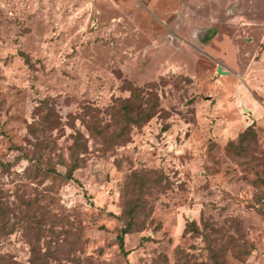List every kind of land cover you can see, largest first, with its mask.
<instances>
[{"label": "rangeland", "instance_id": "374dc122", "mask_svg": "<svg viewBox=\"0 0 264 264\" xmlns=\"http://www.w3.org/2000/svg\"><path fill=\"white\" fill-rule=\"evenodd\" d=\"M0 264H264V0H0Z\"/></svg>", "mask_w": 264, "mask_h": 264}, {"label": "trees", "instance_id": "16d2710c", "mask_svg": "<svg viewBox=\"0 0 264 264\" xmlns=\"http://www.w3.org/2000/svg\"><path fill=\"white\" fill-rule=\"evenodd\" d=\"M142 90L141 87L131 86L130 87V95L125 98L119 106L118 113L120 115L119 119L116 121V128L114 131L109 132V125L103 126V128H99L96 125H92L93 128L101 134L103 140H105L106 144H109L113 139L121 138L128 132L129 124H138L147 118L151 117L158 111V101L157 95L155 92L149 93L151 96V101L147 102L144 106L140 103L135 104L134 99L139 100V92ZM47 121V118H45ZM94 124V123H93ZM163 128L166 129L167 125H163ZM254 133L251 128V125H248L239 135V140L244 139L248 134ZM80 134L77 133L73 140V144L71 146L70 155L73 159L71 164L67 167V176H72V171L78 166V156L76 155V151L81 146L80 143ZM230 144H233L232 141H229ZM128 229L123 227L120 233L117 235L118 244L121 250L124 252H128V250H124V241L123 235L126 233Z\"/></svg>", "mask_w": 264, "mask_h": 264}, {"label": "water", "instance_id": "95a60500", "mask_svg": "<svg viewBox=\"0 0 264 264\" xmlns=\"http://www.w3.org/2000/svg\"><path fill=\"white\" fill-rule=\"evenodd\" d=\"M218 71H219V72H222V70H221V68H220V67H218Z\"/></svg>", "mask_w": 264, "mask_h": 264}]
</instances>
